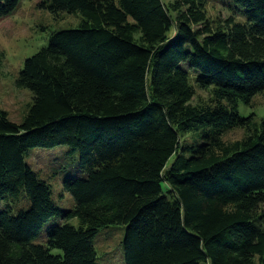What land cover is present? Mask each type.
I'll return each mask as SVG.
<instances>
[{
    "label": "trees",
    "instance_id": "obj_1",
    "mask_svg": "<svg viewBox=\"0 0 264 264\" xmlns=\"http://www.w3.org/2000/svg\"><path fill=\"white\" fill-rule=\"evenodd\" d=\"M230 1L244 22L212 26L207 0L40 3L81 21L25 60L23 120L0 108V264H98L108 226L125 264H264V119L238 112L264 94V0ZM56 146L70 208L27 163Z\"/></svg>",
    "mask_w": 264,
    "mask_h": 264
},
{
    "label": "rangeland",
    "instance_id": "obj_2",
    "mask_svg": "<svg viewBox=\"0 0 264 264\" xmlns=\"http://www.w3.org/2000/svg\"><path fill=\"white\" fill-rule=\"evenodd\" d=\"M42 1L20 0L12 13L0 19V108L15 123L23 120L32 102L30 91L15 83L25 60L46 46L54 31L76 28L81 21L79 14H52L40 6ZM231 4L230 0H207L206 17L212 26L223 24L231 15L236 22H244L242 13ZM195 92L193 103L211 104L209 91L197 88ZM238 112L242 117L254 114V120L261 122L264 119V94L255 95L251 104L239 103ZM244 136L243 128H232L223 133L222 140L230 143ZM193 141L191 134L184 135V142L190 144ZM64 149L65 146L35 148L27 163L40 178L49 181L54 201L63 208H70L73 198L63 190V173L60 172L66 163ZM71 222L78 223L77 219ZM124 232L123 226H108L98 231L94 237L98 264H125Z\"/></svg>",
    "mask_w": 264,
    "mask_h": 264
}]
</instances>
